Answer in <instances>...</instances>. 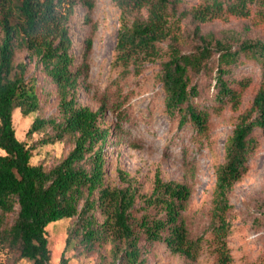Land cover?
Returning a JSON list of instances; mask_svg holds the SVG:
<instances>
[{"label":"trees","instance_id":"trees-1","mask_svg":"<svg viewBox=\"0 0 264 264\" xmlns=\"http://www.w3.org/2000/svg\"><path fill=\"white\" fill-rule=\"evenodd\" d=\"M112 2L121 10L113 66L121 69V79L140 76L148 63L159 61L165 112L180 129L192 125L202 136L210 130L209 113L196 102L201 75H210L215 82L216 111L228 105L238 110L254 79L234 73L243 59L259 65V87L226 143L225 162L216 168L208 240L204 235L194 238L183 218L193 195L194 161L185 162L183 181H165L157 175L150 195L141 194L135 180L122 171V186L104 184V146L111 132L101 125L100 116L111 109L118 119H125L119 112L120 81L113 82L112 94L102 96L99 110L79 103L78 90L88 64L76 65L69 27L77 3L91 13L95 1L0 0V242L31 264H50L48 225L76 218L60 264L69 263L65 254L77 242L88 249L110 242L111 264H146L142 239L149 245L164 243L170 252L192 261L198 260L208 241L213 264H232L229 194L248 170L256 131L264 136V38L239 37L233 30L217 36L203 33L202 25L236 19L248 22L247 31L264 32V0H204L183 11L177 10L179 0ZM185 17L195 23L196 43L189 52L183 50L186 41L179 31ZM92 43L89 37L86 52ZM18 51L27 52L30 61L35 58L60 98L58 115L36 117L27 137L50 130L39 144L65 139L74 143L68 155L49 170L31 163L32 148L16 135L15 110L29 116L40 108L37 81L28 76L27 63H16ZM139 201L143 214L137 217ZM13 213L16 217L8 226L7 218Z\"/></svg>","mask_w":264,"mask_h":264},{"label":"rangeland","instance_id":"rangeland-1","mask_svg":"<svg viewBox=\"0 0 264 264\" xmlns=\"http://www.w3.org/2000/svg\"><path fill=\"white\" fill-rule=\"evenodd\" d=\"M94 1L95 8L91 13L81 3H77L69 27L76 65L80 66L83 62L88 64L78 90L79 103L94 111L99 110L102 96L112 94L116 90L113 82L120 81L122 95L119 112L125 119H118V113L111 109L100 116L101 125L108 127L111 132L104 146V184L110 187L122 186V171L135 180L141 194L150 195L157 175L165 181H183L185 162L194 161L195 167L191 170L193 179L190 181L193 195L183 218L194 238L204 235L208 240L216 168L225 162L226 143L233 134L240 114L248 107L259 87V65L243 59V64L234 73L236 77L254 79L238 110L228 105L224 110L216 111L215 82L210 75H201L197 80L201 94L196 102L200 108L208 111L210 130L207 136H202L192 125L180 129L178 122L165 112V93L158 78L159 61L148 63L140 76L131 75L120 79L121 69L114 67L113 61L121 10L112 0ZM203 2L179 0L177 10L191 9ZM247 24V21L236 19L228 23L215 20L202 25V31L221 36V32L233 30L239 37L264 38V32L247 31ZM194 29L195 23L190 17L181 20L179 31L186 41L183 44L185 52H189L196 43ZM89 37L93 43L88 53ZM20 62L28 64V76H34L37 81L40 108L29 116H23L20 110H15L13 123L16 135L32 148L31 163L42 164L49 170L68 155L74 143L71 139H65L55 144H39L41 139L50 134V130L27 137V131L36 117L58 115L60 98L55 83L41 70L35 58L30 61L27 52L18 51L16 63ZM256 138V147L248 157V170L229 194L232 209L229 214L231 231L228 246L232 264H264V136L261 131H256ZM0 153L3 154L2 151ZM140 207L139 201L135 211L137 217L143 214ZM15 217L16 213L8 216V226L13 224ZM98 217L101 222L102 217L99 214ZM75 221L76 218L62 219L48 225L50 264H60ZM207 242H204L202 253L196 261L170 252L164 243L149 245L142 239L140 246L146 264H213ZM111 249L110 242L96 244L89 249L77 242L74 248L67 250L65 257L69 260L68 264H111ZM0 264L31 263L21 259L15 249L0 242Z\"/></svg>","mask_w":264,"mask_h":264}]
</instances>
